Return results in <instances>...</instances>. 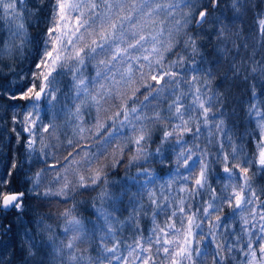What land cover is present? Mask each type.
<instances>
[{
    "label": "snow or ice",
    "instance_id": "snow-or-ice-1",
    "mask_svg": "<svg viewBox=\"0 0 264 264\" xmlns=\"http://www.w3.org/2000/svg\"><path fill=\"white\" fill-rule=\"evenodd\" d=\"M39 2L42 4L43 0H39ZM220 2L221 0H207L206 4L203 0H165V2L162 0H53L52 4L49 5L46 18L48 27L45 29L42 38L33 39L30 35L29 25L37 9L29 7L27 0H0V19L6 18V24L11 22L3 41L0 42V61L5 60V58L14 60L17 57H23L27 51L29 56L34 55L35 57L33 67L39 69L38 72H31L27 84L22 82L24 74H19L16 77V79L21 80L18 89L13 91L6 87L0 89V95L9 101L29 102L25 106L22 116L17 118L14 115L12 117L13 124L20 126L19 130L16 127L12 128L16 138L19 139L21 133L27 134L24 137L25 151L28 153V159L25 163L33 154H38L37 158L44 161L46 167L54 169L51 173H43L44 175L51 174L54 180L53 184L46 187L41 182L42 172L26 173V183L29 188L20 192H16L14 187H8L11 183L10 171H6L0 178V213L7 214L9 211H15L22 215L26 193L29 196L44 199L50 197L67 199L77 187L98 191L102 203L109 200L114 202L115 198L108 190L105 171L107 165L101 166L100 162L107 154L110 145L115 143V140H109L97 153L90 154L87 150L77 152L68 160L63 169L56 168L55 164L47 165L46 160H44L45 157L52 155V148L55 146L46 144L47 137L43 134L48 133L49 128L53 126L51 122L45 124L40 119L38 102L42 99L49 103L55 100L58 81L53 73L59 69V74L63 75L64 71L68 70V74L72 76L75 111L70 114L77 121L78 134L85 131L91 132L94 128L95 134L99 135L106 126L100 114L107 111L105 104L108 103L109 99L124 95L120 86L126 85L131 89L129 99L134 98L135 92L139 90L132 87L136 83V78L133 75L134 69L131 61L135 59L139 69L145 67L141 61H147L151 80L159 83L165 76H168L169 83H171L178 75L172 68L178 63L182 64L184 57H180L178 61H172L171 67L167 71L157 73L153 65L163 68L165 53L172 51L177 43L175 34L188 28L193 20L199 27L208 24L212 19L209 10L215 8ZM193 6L200 10L194 16H189L185 10ZM232 7L238 11L243 5L240 0H232ZM176 11L184 12L186 18H177L174 29L166 30L164 24L160 23L159 30H153L154 34L145 35L142 31L144 23H157V18L162 14L174 17ZM26 12L27 15H25ZM229 32L230 28L224 23V19L218 18L216 35L224 37ZM258 34L264 36V18L259 19ZM198 39V35L186 34L184 47L190 48L193 53H196L198 51ZM129 49H139L146 54L133 57ZM114 61L116 63H113ZM90 64L95 66V76L91 79L86 76V70ZM121 64L125 65V68L120 73V78L117 79L116 70ZM5 67L12 70L11 64H7ZM233 67L234 71L239 74L240 69L235 65ZM260 70L264 74V68ZM249 71L255 74L257 68L252 67ZM139 75L143 80L144 72L140 71ZM2 76L4 73L0 71V77ZM191 79L195 81L197 77L192 76ZM36 80L40 81L39 89H37ZM104 81H112L113 86H106ZM143 86L149 89L148 95H151L153 85L145 83ZM254 87L255 85H253ZM155 91L159 94L163 89H155ZM196 93L193 104L203 110L202 115L205 124H207L213 98L206 97V94L205 97H202L198 88ZM148 95L144 96L145 100L148 99ZM20 107V105H13L14 110ZM147 107L148 105H144V108ZM181 107L179 98L173 102V105L169 106V111H174L177 114V119L182 123L176 124L171 131L165 130L162 137L163 141H167L182 131H191L190 128L186 127L188 121L184 119ZM90 109H95L97 115L92 127H86L84 116L89 114L88 110ZM252 115L259 117L257 120L259 139L256 145L257 151L254 154V162L258 164L261 171H264V113L253 109ZM121 117V126L127 122L135 133L132 138V144L135 146L132 149L134 155L131 159L133 161L141 157L146 159L144 148L150 139V133L145 130L144 124L137 125L133 123V120H151L153 123H163L167 118L162 117L159 112L148 116L140 108L129 107L123 101L120 110L116 111L110 118L115 122ZM222 124L221 121L216 125V128L219 130ZM196 130L199 132V127ZM38 136L39 139H37ZM80 138L83 139L82 136ZM67 143L72 144V141L68 140ZM38 144L41 147H37ZM159 152L160 150L157 149V154ZM69 155L71 156V152ZM194 155L196 154L190 148L186 151H179L174 161L175 172L186 182V185L190 182V188L185 186L181 189L187 191L190 198H194L205 190L212 193L210 199L215 203L209 202L203 208L202 216H199L198 212L185 213L184 200L179 202V211L184 214L180 217L179 227L175 223H165L161 227L156 223V215L153 213L155 226L151 229L152 235L147 238L146 245L143 239L137 240L134 246H128L127 256L122 258L118 254V242L113 246H108L114 232L113 221H115V217L113 212L115 211V203H113L112 211L104 207L96 209L99 218L103 220V226H97L95 229H86L82 220L73 215L72 210L69 209L63 213L65 217L63 238L56 235L51 230V226L41 219L37 222V232L38 234L43 232L45 240L35 241L31 235H28V247L22 251L21 258L23 259L25 255L31 257L43 249L45 259L55 258L57 264H94L91 257L80 252V245L89 243L95 233L99 232L101 233L98 240L99 246L104 253L112 254L104 258L106 264H113V260L120 261V264H130V260L131 264H150V262L155 264L152 255L154 245H156V252L162 253L164 257L161 264H205L207 253H202L199 248V241L205 238L215 244L216 252L212 254L213 264H221L228 258L226 253H231L237 249L245 257L242 264H264V207L257 205L259 197L252 187V178L249 176L253 157H248L246 161L242 162L243 151L238 154L235 147H232L231 160L227 153L223 155V161L218 162L223 163V172L227 176L224 178L222 193L217 196L216 190L211 187L209 181V164L206 161V153L202 152L197 159H193ZM15 167V164L10 165V169ZM81 168L89 174L85 176ZM181 168L185 170V174L180 173ZM69 169H72L76 176L75 185H72L69 180ZM144 175L146 179L143 186L149 193L151 203L157 204L155 193L148 188L149 181L152 183L156 181L147 173V170H145ZM97 186L99 187L97 188ZM246 192L248 195H245ZM68 202L73 203L71 200ZM223 204H227L229 207L234 206L238 210L233 219L239 217V234L235 229L229 232V236L235 240V245L223 237L218 239L216 235L222 231L228 232L231 228L230 224L221 223L219 212L222 211ZM157 207L160 214L167 216L169 220L177 215L176 211L169 213V210L163 205H157ZM115 223L118 224L119 221H115ZM203 224L208 226L207 237L205 236V229L201 227ZM133 226H135L134 220ZM0 227L3 229L0 234L6 235L11 231L12 225L4 224ZM194 228L198 231L194 232ZM49 248L51 253L48 252ZM0 264H3V260H0ZM28 264H32V262L29 261Z\"/></svg>",
    "mask_w": 264,
    "mask_h": 264
},
{
    "label": "trees",
    "instance_id": "trees-1",
    "mask_svg": "<svg viewBox=\"0 0 264 264\" xmlns=\"http://www.w3.org/2000/svg\"><path fill=\"white\" fill-rule=\"evenodd\" d=\"M53 0H43L41 4L39 0H27L29 7L37 9L35 15L31 18L29 25L30 35L33 39L42 38L45 29L48 27L46 18L49 12V5ZM165 2V0H162ZM206 4L207 0H203ZM243 5L238 11L232 7V0H221V2L213 9L209 10L212 19L208 24L199 27L193 23L184 31L175 34L177 43L172 51L165 53L163 61V68L153 65L154 69L159 72L167 71L171 67L172 61H178L180 57H184L182 64H177L173 71L178 73L175 79L169 83V77L165 76L158 86H162L165 92L163 96L151 97L154 90L158 88L155 81L149 79V69L147 61H141L145 65L143 69H139L135 61L133 64V75L136 78V83L132 86L139 90L135 92L134 98L129 99L131 89L126 85H121V92L124 93L121 98L126 100L129 107L140 108L141 111L152 116L155 112H159L162 117L167 119L163 123H153L151 120L135 121L133 123L139 125L144 124L145 130L150 133V139L144 148L146 159L133 161L131 158L134 155L132 149L135 147L132 144V138L135 133L133 129L127 127H120L118 133H124V141L119 146L118 142L111 144L110 150L115 149L114 155L118 157L115 168L107 166L105 168L108 181V190L115 198L104 203L99 199V192L93 191L91 188H75L69 197H50L47 199L36 196L25 195V207L22 215L15 211H9L7 214L0 213V226L4 224H11V231L6 235L0 234V260L3 264H57L55 258L45 259L43 249L37 251L35 255L29 257L25 255L21 258V253L28 247L27 236L31 235L35 241H44L45 234L37 232L38 221L41 219L44 223L51 226V230L56 235L63 238V226L65 217L63 213L72 210L73 215L81 219L86 229H95L97 226H103V220L99 218L96 212L97 208L104 207L112 211L113 203H115V211L113 215L114 232L108 246H113L116 242L119 243L118 254L123 257L127 256L128 246L135 245L137 240L143 239L146 245L147 238L152 235L151 229L155 226L153 223V213L156 215V223L161 227L165 223H175L177 227L180 226V217L184 215L179 211L180 201L184 200L185 213L198 212L199 216L203 214V208L211 201L212 193L210 191H203L194 198L189 197L187 191L181 189L185 186L191 187L190 182H186L180 178L175 172L176 165L175 158L179 151L192 149L196 154L193 159H197L202 152L206 153V161L209 164V181L211 187L216 190V195L222 193L224 178L227 176L223 172V155L227 153L231 160L232 147L236 148L239 154L243 151L241 161L244 162L248 157H253L252 169L249 176L252 178V187L256 191L259 200L257 205L264 207V171L259 169L258 164L254 162V154L257 151L256 145L258 142L259 127L257 120L259 117L252 115L253 109L264 113V74L261 68H264V36L259 35L257 22L264 17V0H240ZM200 9L198 7H191L185 11L189 16H194ZM27 15V12L25 13ZM184 19L185 13L176 11L175 16L161 15L157 18V23H144L142 31L145 35L154 34V29L159 30L160 23L164 24L166 30L175 28V20ZM224 19V23L230 28V32L226 33L224 37H218L217 33V19ZM6 19V18H5ZM5 19H0V42L3 41L10 21L6 24ZM186 34L198 35L197 40L198 51L193 53L190 48L184 47V40ZM133 57L145 55L142 50L129 49ZM35 57L29 56L27 51L23 57H17L14 60L0 61V71H3L4 76L0 77V89L10 88L15 91L18 89L21 80L16 77L23 73V83L27 84L31 72L39 71L33 67ZM113 63H116L115 61ZM11 64L12 70H9L5 65ZM240 69L239 74L234 71V67ZM252 67L257 68V72L252 74L249 70ZM125 65L121 64L116 70L117 79L120 78V73L124 70ZM199 70V71H198ZM143 71L146 74L147 84L153 85L151 95H148L149 89L141 83L142 79L139 72ZM57 77L58 83V97L54 101L56 109L48 108L47 101L41 104L39 112L40 119L45 123L48 116L53 127L49 128L48 133L43 135L51 142H56L57 145L52 148V155L44 158L47 165L55 164L56 168L61 169L62 159L79 152L82 148L94 147L99 141L104 140V137L110 133L116 125H120L118 118L113 122L109 120L105 123L106 126L100 131V134L90 142H81L80 134H78L77 122L74 121L75 130L64 129L66 125V118L61 114L63 107H68L70 100H73V80L72 76L68 74V70L64 71L63 75L57 72L53 73ZM86 76L91 79L95 76V66L89 65L86 70ZM192 76L197 79L193 81ZM233 77L235 78L232 89H229ZM247 77V79H245ZM37 81V80H36ZM35 81V82H36ZM106 86L112 87V81H104ZM194 85V86H193ZM253 85L255 87L253 88ZM72 87V91L70 88ZM199 89V94L202 97H212V108L208 113V123L205 124L202 115L203 110L197 105L193 104L196 89ZM115 91V89H113ZM148 95L145 100L144 96ZM72 97V98H71ZM179 98L181 112L184 119L188 121L186 125L191 131H182L181 133L170 137L167 141H163V133L165 130L171 131L176 124L182 123L177 119V114L169 111V106ZM118 102L117 97L109 99L108 102ZM28 101H9L0 95V178L3 177L6 171H10L9 179L11 183L9 188H15L16 192L26 191L29 185L26 183V173L42 172L41 182L45 187L53 184L54 180L51 174L44 175L43 173H51L54 169L46 167V164L41 159L37 158L38 154L28 159V153L25 151L24 137L26 133H21L19 139L12 131L13 127L19 130V125H14L12 117L14 115L19 118L24 114V108ZM74 103V100H73ZM125 103V102H124ZM148 105L144 108L142 105ZM13 105H20L17 110L13 109ZM45 105H47L45 107ZM71 105V104H70ZM207 106V103H206ZM120 110V105L115 107V111ZM89 114L84 116V124L91 120L92 113L95 109L88 110ZM112 113V111H111ZM112 114V115H113ZM112 117V116H111ZM130 118L131 115H130ZM223 122L221 128L218 130L216 125ZM71 122V120H70ZM121 126V125H120ZM199 127V132H197ZM53 128L55 131L53 132ZM126 132H125V130ZM120 135L119 137H121ZM39 136L37 137V139ZM71 140L72 144L67 141ZM97 143V144H96ZM186 146V147H185ZM38 147V146H37ZM121 148L123 151L121 152ZM94 149V148H93ZM157 149L160 150L157 154ZM99 150L94 149L93 153ZM109 152L101 160L104 163L108 159ZM163 161V162H161ZM104 163L103 165H106ZM15 164L14 169H10V165ZM231 167V164H229ZM145 170L150 174L155 183L149 181L148 188L155 193L157 204H152L149 199V193L144 188L146 176ZM85 176L89 173L81 168ZM181 174H185L183 168L180 169ZM255 173V175H253ZM175 176V179L173 177ZM71 184L75 185L76 176H71ZM99 186H97L98 188ZM43 190V189H42ZM245 195H248L246 192ZM167 198L166 200L164 198ZM71 200L73 203H69ZM157 205L171 211H176V217L171 220L167 216L161 215ZM238 211L227 204L222 205V211L219 212L221 216V223H228L231 228L228 232L217 233V238L223 237L225 240H230L235 245V240L229 236V232L233 229L239 234L240 221L239 217L233 219L235 212ZM199 218V217H198ZM133 220L135 226H133ZM215 223V220H213ZM205 229V236L207 237V224L201 225ZM3 229L0 227V232ZM197 232V229H193ZM27 233V235H26ZM101 233L97 232L89 243L80 245V252L86 256L91 257L94 264H106L104 259L106 256H111V253H104L98 244ZM243 243V240H241ZM199 248L202 253H207L205 264H213L212 254L216 252L215 244L210 242L208 238L199 241ZM51 253V249H48ZM152 255L155 259V264H161L164 257L156 252V245L153 246ZM227 259L221 264H242L245 257L237 250L231 253H226ZM113 264H120V261L113 260ZM131 264V260H130ZM151 264V262H150Z\"/></svg>",
    "mask_w": 264,
    "mask_h": 264
},
{
    "label": "rangeland",
    "instance_id": "rangeland-1",
    "mask_svg": "<svg viewBox=\"0 0 264 264\" xmlns=\"http://www.w3.org/2000/svg\"><path fill=\"white\" fill-rule=\"evenodd\" d=\"M264 18V17H263ZM257 25H258V29H259V20H258V22H257ZM156 70V72L157 73H159V71H158V69H155ZM54 75V74H53ZM150 79V78H149ZM235 78L233 77V79H232V81H231V83L229 84V89L231 90L232 89V86H233V83H234V80ZM147 82V79H146V74L144 73V78H143V80L141 81V83L142 84H145ZM156 82V81H155ZM36 85H37V89H39V85H40V81L39 80H37L36 82ZM159 83H161V81L159 82ZM159 83H156L157 84V86H158V84ZM106 85V84H105ZM152 85V84H151ZM157 89H163V87L162 86H158V88ZM70 90L72 91V87L70 88ZM164 90L165 89H163V91L162 92H160L159 94L154 90V92H153V94H152V96L151 97H154V96H159L160 94H162L163 96L165 95V92H164ZM74 92H72V94H73ZM55 100L57 99V97H58V92L56 91L55 92ZM72 98V97H71ZM55 100H52L50 103L49 102H47V105H48V108H50L51 109V107H55V108H52L53 110H55L56 109V106H55V104H54V101ZM127 101H128V98L126 99V100H124V102L127 104ZM44 102H46L44 99H43V101H41V102H38L39 103V108H38V111L41 109V108H43L42 106H41V104H43ZM121 103H122V99L121 98H118V102H116V103H113L112 101H110V102H108L107 104H105V108H107V111L106 112H102L100 115H101V117H102V119H103V121H104V123H106L107 122V120H109V117H111L112 116V114H113V112L115 111V107H118L119 105H121ZM71 104V105H70ZM47 105H45V107L47 106ZM145 105V104H144ZM144 105H142V106H144ZM75 111V109H74V107H73V100H70V103H69V106L68 107H63V109L61 110V114L66 118V125H65V128L64 129H67V130H75V126H74V121H76L75 120V118L70 114L71 112H74ZM111 111H112V113H111ZM39 113V112H38ZM96 115H97V113L95 112V111H93V113H92V119L91 120H93V122L91 123V121H88L87 123H85V126L86 127H92V125L95 123V118H96ZM70 120H71V122H70ZM50 122V117L48 116V118H47V120L45 121V124H48ZM77 122V121H76ZM121 125V124H120ZM120 125H116L115 127H114V129L110 132L111 133V135H107L106 137H104V140H102V141H99V143L97 144V145H95L93 148L94 149H97V150H100V149H102L103 147H104V145L109 141V140H115V142H118L117 144H119V146L122 144V142L124 141V139L122 140V138L124 137V133L122 134V133H118L119 132V128L120 127H127V122H125V124H124V126H120ZM78 129V128H77ZM125 130V129H124ZM79 131V130H78ZM77 131V132H78ZM125 132H126V130H125ZM96 133V130L93 128L92 129V131L91 132H89V131H85V132H83V133H80V137L82 136L83 137V139H81L80 137H78L77 139H80L81 140V142L83 143V142H90L91 140H92V138L93 139H96V137L98 136V135H96L95 134ZM120 135H122L121 137H119ZM46 137V136H45ZM39 139V138H38ZM45 143L46 144H50V145H57V143L56 142H51L49 139H46L45 140ZM38 147H41L39 144L37 145ZM92 147L90 148L89 146L88 147H86V148H82L80 151H83V150H87V151H89V153L90 154H92L93 153V149ZM110 148H111V145H110V147H109V150H108V152H109V155H108V159L106 160V162L104 163L103 161H101V163H104V164H106L107 166H109V167H111V168H115L116 166H115V164H116V161L118 160V157L117 156H115L114 155V152H115V149L116 148H113V150L111 151L110 150ZM1 150L2 149H0V153H1ZM79 151V152H80ZM107 152V153H108ZM76 155V153H74V154H72L71 156H68L67 157V159L66 158H64V159H62L63 161L61 162L62 164H61V169H63L64 167H65V165L68 163V160H70L71 158H72V156H75ZM102 165V164H101ZM73 167H75V166H73ZM71 176H75L74 174H73V170L72 169H69L68 170V177H69V180L70 181H72L71 180Z\"/></svg>",
    "mask_w": 264,
    "mask_h": 264
},
{
    "label": "water",
    "instance_id": "water-1",
    "mask_svg": "<svg viewBox=\"0 0 264 264\" xmlns=\"http://www.w3.org/2000/svg\"><path fill=\"white\" fill-rule=\"evenodd\" d=\"M41 101H43V99ZM41 101H39V102H41Z\"/></svg>",
    "mask_w": 264,
    "mask_h": 264
}]
</instances>
